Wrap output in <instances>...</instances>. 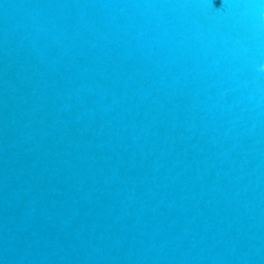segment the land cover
<instances>
[{
    "label": "water",
    "instance_id": "1",
    "mask_svg": "<svg viewBox=\"0 0 264 264\" xmlns=\"http://www.w3.org/2000/svg\"><path fill=\"white\" fill-rule=\"evenodd\" d=\"M264 0H0V264H264Z\"/></svg>",
    "mask_w": 264,
    "mask_h": 264
},
{
    "label": "clouds",
    "instance_id": "2",
    "mask_svg": "<svg viewBox=\"0 0 264 264\" xmlns=\"http://www.w3.org/2000/svg\"><path fill=\"white\" fill-rule=\"evenodd\" d=\"M259 68H260L261 70H264V63H261V64L259 65Z\"/></svg>",
    "mask_w": 264,
    "mask_h": 264
}]
</instances>
